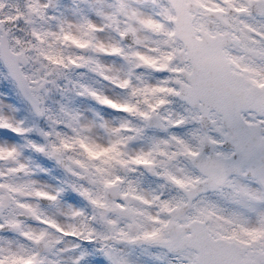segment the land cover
<instances>
[{
	"label": "snow or ice",
	"instance_id": "6c2138e0",
	"mask_svg": "<svg viewBox=\"0 0 264 264\" xmlns=\"http://www.w3.org/2000/svg\"><path fill=\"white\" fill-rule=\"evenodd\" d=\"M0 264H264V0H0Z\"/></svg>",
	"mask_w": 264,
	"mask_h": 264
}]
</instances>
